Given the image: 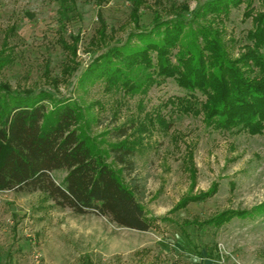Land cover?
I'll return each mask as SVG.
<instances>
[{
	"label": "rangeland",
	"instance_id": "rangeland-1",
	"mask_svg": "<svg viewBox=\"0 0 264 264\" xmlns=\"http://www.w3.org/2000/svg\"><path fill=\"white\" fill-rule=\"evenodd\" d=\"M145 1L137 12L143 28L156 12L163 20H190L207 0ZM260 4L253 0L256 11ZM133 8L132 0H0V84L75 102L84 113L81 130L102 142H112L105 134L114 126L143 122L148 129L136 161L148 177L144 204L166 220L139 232L59 208L41 192L0 191V264H264V216L233 219L218 230L206 225L223 211L264 202V134L214 130L201 116L181 113L171 100L187 92L172 79L135 94L107 91L97 78L80 82L99 56L137 32ZM245 10L232 9L219 24L234 57L249 43L253 24ZM65 174L52 176L61 183ZM213 184L214 196L170 212Z\"/></svg>",
	"mask_w": 264,
	"mask_h": 264
},
{
	"label": "trees",
	"instance_id": "trees-1",
	"mask_svg": "<svg viewBox=\"0 0 264 264\" xmlns=\"http://www.w3.org/2000/svg\"><path fill=\"white\" fill-rule=\"evenodd\" d=\"M132 1L137 32L99 56L80 82L97 78L105 81L107 91L135 94L172 79L187 92L171 100L181 113L201 116L214 130L264 134V0L258 11L253 0H207L196 5L190 20H163L156 12L149 28L138 26L137 12L146 1ZM243 4L244 17L253 25L249 43L234 57L219 24ZM83 119L73 101L57 100L47 91L22 95L0 84V191L41 192L59 208L95 214L139 232L165 221L145 207L148 177L136 161L148 128L143 122L114 126L105 134L112 142L106 143L81 130ZM55 171L66 173L61 183L52 176ZM217 187L182 197L170 212L214 196ZM260 216L264 202L250 210L223 211L206 225L218 230L233 219Z\"/></svg>",
	"mask_w": 264,
	"mask_h": 264
}]
</instances>
